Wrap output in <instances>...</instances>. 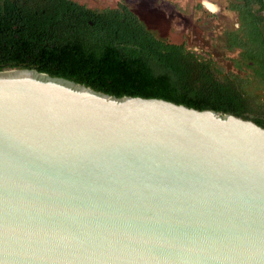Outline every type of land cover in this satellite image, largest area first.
Here are the masks:
<instances>
[{
    "label": "water",
    "instance_id": "95a60500",
    "mask_svg": "<svg viewBox=\"0 0 264 264\" xmlns=\"http://www.w3.org/2000/svg\"><path fill=\"white\" fill-rule=\"evenodd\" d=\"M0 264H264V127L0 70Z\"/></svg>",
    "mask_w": 264,
    "mask_h": 264
},
{
    "label": "trees",
    "instance_id": "16d2710c",
    "mask_svg": "<svg viewBox=\"0 0 264 264\" xmlns=\"http://www.w3.org/2000/svg\"><path fill=\"white\" fill-rule=\"evenodd\" d=\"M229 8L237 26L223 45L238 54L227 84L189 89L181 47L156 37L124 3L96 10L75 0H0V70L36 69L117 97L162 98L264 127V115L253 113L264 107V0H231Z\"/></svg>",
    "mask_w": 264,
    "mask_h": 264
},
{
    "label": "rangeland",
    "instance_id": "374dc122",
    "mask_svg": "<svg viewBox=\"0 0 264 264\" xmlns=\"http://www.w3.org/2000/svg\"><path fill=\"white\" fill-rule=\"evenodd\" d=\"M45 5L51 0H29ZM96 10L116 9L126 4L156 37L181 47L183 61L192 69L187 85L199 90L202 85L230 80L236 72V51L224 47V33L237 26L238 15L231 10V0H75ZM205 74L207 81L201 76ZM201 76V77H200ZM253 113L263 116L264 107Z\"/></svg>",
    "mask_w": 264,
    "mask_h": 264
}]
</instances>
